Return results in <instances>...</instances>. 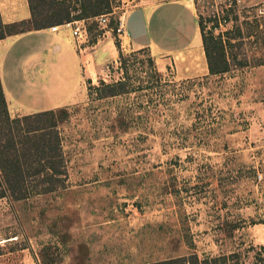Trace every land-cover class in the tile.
I'll return each instance as SVG.
<instances>
[{
	"label": "rangeland",
	"instance_id": "rangeland-1",
	"mask_svg": "<svg viewBox=\"0 0 264 264\" xmlns=\"http://www.w3.org/2000/svg\"><path fill=\"white\" fill-rule=\"evenodd\" d=\"M227 2L218 19L212 0L158 8L148 31L137 36L152 51L132 46L116 30L105 32L124 14L121 0H110L107 25L91 22L81 42L87 44L79 52L82 82L69 60L42 93L27 86L24 39L0 43L2 77L11 89L22 88L20 108H48L77 96L58 106L66 112L45 135L53 146L49 138L58 134L64 165L52 185L25 189L0 177V264H151L231 250L255 263L264 245V60L256 63L264 59V12L255 9H264V0ZM34 3L38 10L50 6ZM197 13L204 32L229 31L234 46L226 53L245 55L246 64L209 74L199 48L172 55L198 43ZM163 49L168 53H158ZM119 80L114 87L100 82ZM50 122L45 115L30 125ZM6 131L3 153L13 151L2 148ZM40 142L38 135L33 143Z\"/></svg>",
	"mask_w": 264,
	"mask_h": 264
},
{
	"label": "trees",
	"instance_id": "trees-1",
	"mask_svg": "<svg viewBox=\"0 0 264 264\" xmlns=\"http://www.w3.org/2000/svg\"><path fill=\"white\" fill-rule=\"evenodd\" d=\"M48 1H50V6L45 7V9L38 10L34 0H29L31 16L27 20L5 23L0 17V38L15 32L60 24L65 21L75 19H82L88 29L91 22L96 23L93 20L95 15L112 10L110 0H44V2ZM223 8L226 9L225 7ZM214 17H217L218 19L217 15H214ZM202 20L203 19L200 13H197V22L201 33L202 46L209 74H221L229 69L231 63L233 65L247 63L245 55L237 58L234 53H226L227 48L230 50L232 46H234V44L230 41L231 37L227 35L229 31L226 29L222 31L220 30V32H217L215 35L211 31L206 33L204 32ZM262 30H264V27ZM240 34V27L236 26L235 35L240 36ZM222 35L224 37H222ZM233 36L234 35H232V37ZM116 44H119L118 41H116ZM141 48L148 47L144 46ZM262 52V54H264V38L262 43ZM121 55L122 51L119 50L120 58ZM263 60V58L259 57L256 59V63H262ZM100 82L101 84L109 87H114L116 84L122 83L121 80L116 81L117 83L113 84L104 83L103 81ZM89 89L91 91V86H89ZM112 90L110 94L122 91L114 92L116 89ZM123 91L127 90L123 89ZM103 95L104 94L99 95L98 98ZM62 111L66 112L64 107H54L40 110L39 112L36 111L11 116L8 112L6 99L0 82V135H3V130H7V133H5L4 136L7 139L6 141H3L1 145L2 148L5 147L13 149V151L6 153L1 152L0 149V177L7 183L8 186L11 185L14 180L19 181L25 189L32 185L44 186L47 184L43 187V191H45V188L52 185V182L55 181L51 180L52 176L53 179H55L63 173L62 167L64 165L62 163H58V158H60L62 154L58 134L56 133L53 138H49L54 141L53 146L49 144L50 142L48 143V141H46L48 139L45 140V135H52L53 130L50 129L56 126L57 120H59V118L62 120ZM45 115L50 117L51 122L49 124L41 126L30 125L32 118L38 119V117ZM38 135L44 143L40 142L39 146L36 147L33 141ZM16 136H20L18 140H15ZM49 147H51V149ZM57 164H59L60 167H58ZM10 166L13 167V170L9 169ZM28 193L30 192L26 190V193L21 197H27ZM259 249L261 252H256L254 264H264V245H259ZM151 264L247 263H245L244 258L239 256L237 251L231 250L229 252L219 253L216 255L206 254L203 257H199L197 253L192 252L188 255L155 260Z\"/></svg>",
	"mask_w": 264,
	"mask_h": 264
},
{
	"label": "crops",
	"instance_id": "crops-1",
	"mask_svg": "<svg viewBox=\"0 0 264 264\" xmlns=\"http://www.w3.org/2000/svg\"><path fill=\"white\" fill-rule=\"evenodd\" d=\"M180 1L182 0H133L132 4L125 8L124 14L122 16L123 28L125 32L124 37L126 36V38L129 40V43L134 47L139 48L146 46L153 51L150 42L144 44L137 40L139 32L148 31L152 16L158 8L165 7V5H169V3L175 4L176 2ZM192 2L195 4V0H192ZM30 16L31 10L29 0H0V17L3 22H19L21 20H27L30 18ZM80 22L85 23L83 20ZM57 25L59 26L56 30H52L50 28L51 26L49 25L15 32L0 38V43L7 41L12 42L20 38L24 39L26 48L23 49V61L21 66L25 68L24 75L27 77L26 82L28 88H31V90L35 89V91L38 93L47 92L49 89H51L50 82L54 81L51 79V77H54L55 79L59 77L61 75L59 69H63V66L65 67L67 61L69 60L75 61V66L77 67L80 75V82H82L83 79L82 65H85L84 54L80 55L79 52L81 53L82 50L86 48L87 44H82L79 48L70 28L61 25V23ZM61 28L62 33H58ZM106 32L109 33V31ZM192 41L193 39L191 40V43ZM197 42L198 43L195 45L190 44L185 48H180L174 51L172 55L175 56L178 53L188 51L194 47L199 48L204 53L201 33ZM111 43L113 42L111 41ZM164 52L168 53V50L163 49L158 53ZM1 61L2 55L0 54V63ZM47 61L49 66L47 65ZM17 66L20 65L17 64L16 67ZM45 66L47 68V72L44 71ZM84 70H86V67ZM0 82L6 99L8 112L11 115H21L32 113L38 110L54 108L70 104L77 99V96H74L73 99L63 101L60 104L55 103L53 106L48 108H31L30 110H23V108H20V104L23 101L19 98V96H17L20 94L22 88L20 89V87H17V89H14L12 87L11 89L9 84L7 86L5 85L2 77L1 65ZM36 102L38 103L37 98Z\"/></svg>",
	"mask_w": 264,
	"mask_h": 264
},
{
	"label": "built area",
	"instance_id": "built-area-1",
	"mask_svg": "<svg viewBox=\"0 0 264 264\" xmlns=\"http://www.w3.org/2000/svg\"><path fill=\"white\" fill-rule=\"evenodd\" d=\"M214 3V7L211 9V12L213 15H217L218 10L221 11V9L223 7L226 8V6L229 5V2H227V0H212ZM133 0H121L122 6H120V8H125L132 4ZM227 4V5H226ZM217 5V6H216ZM115 7H119V6H115ZM256 12L258 13H263L264 9L263 8H256L255 9ZM113 12V9L111 11H109L108 13ZM82 19H75V20H70V21H65L63 23H61V25H64L65 27L70 28L72 35L78 40V46L79 48L81 47V42L87 41V37H88V29L85 23H81ZM93 20L97 23V25H99L100 27H105L107 25V13L103 12L100 14H97L93 17ZM220 23V22H218ZM57 24L55 25H51V29L52 30H56L58 29ZM110 30H116L118 33H120L122 36L125 35L124 33V28H123V20L122 19H118L116 25H115V29H113V27H108L105 29L106 31Z\"/></svg>",
	"mask_w": 264,
	"mask_h": 264
}]
</instances>
